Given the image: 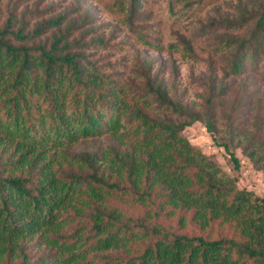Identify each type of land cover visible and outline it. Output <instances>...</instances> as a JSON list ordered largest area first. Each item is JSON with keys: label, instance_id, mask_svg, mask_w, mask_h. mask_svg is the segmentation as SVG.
<instances>
[{"label": "trees", "instance_id": "obj_1", "mask_svg": "<svg viewBox=\"0 0 264 264\" xmlns=\"http://www.w3.org/2000/svg\"><path fill=\"white\" fill-rule=\"evenodd\" d=\"M217 1L169 0L168 10L188 16ZM148 2L109 0L133 39L118 42L80 3L79 15L48 11L32 30L25 10L8 8L0 264H264V197L239 188L184 134L204 122L235 171L238 146L264 172V101L254 102L249 82L245 103L226 85L204 88L198 108L179 96L150 54L182 50L200 61L197 44L183 33L165 43L156 24H140ZM201 28L198 36L217 32L207 51L226 76L264 80V3ZM129 47L130 58L110 59Z\"/></svg>", "mask_w": 264, "mask_h": 264}, {"label": "rangeland", "instance_id": "obj_2", "mask_svg": "<svg viewBox=\"0 0 264 264\" xmlns=\"http://www.w3.org/2000/svg\"><path fill=\"white\" fill-rule=\"evenodd\" d=\"M108 2L109 0H0V24L6 20L7 10L12 5L17 6V13L24 10L28 13L27 30H32L36 23L48 16V11L69 10L73 14L79 15L77 5L80 3L95 18V24L102 25L100 30L103 33L109 34L114 31L112 42H118L126 38L133 40L128 29L116 20V16L110 9L106 8ZM168 2L169 0H149L146 8H143L145 19H141L139 23L142 25L156 24L153 26L159 32L161 31L165 43L176 41V33H183L185 36L190 35L195 40V45L197 44L196 50L201 60L193 61L187 55L184 56L182 50L177 52H152L150 55L155 59L156 69L162 71L161 76L165 78L166 83L171 87H176L178 95L194 108H198L196 107L197 104L202 102L199 94L204 88L217 92L223 85H226L228 90L231 89V96L237 97L245 103V98L241 97L245 91V82H249L246 91H253L255 95L251 97L254 102L262 103L264 101V80L261 81L249 74L226 76L222 70L225 64L219 61H217L218 63L212 62L207 51V46L209 47V45L219 41L216 36L217 32L207 31L201 36H198V34L204 31L201 27L211 20L222 21L238 17L242 11L256 9L264 3V0H218L204 7L200 3L198 7L193 8L192 15H180L178 17L169 14ZM133 46H136V44H133ZM132 51V47H129L128 51L121 54L112 52L110 59L120 56L130 58ZM141 51L143 50L141 49ZM218 129L219 134L224 136L227 131L226 126L220 123ZM184 134L193 145L199 147L226 174L236 176L239 188L252 190L257 195L264 197V172L248 158L240 147L233 146L231 148L240 161V168L235 171L224 148L213 143L204 122L197 121L193 123L184 130ZM240 138V135L235 136L234 144L237 145ZM88 144L90 145V143Z\"/></svg>", "mask_w": 264, "mask_h": 264}]
</instances>
